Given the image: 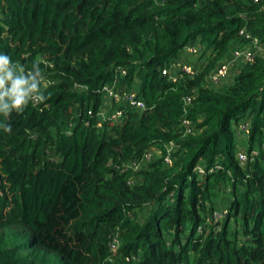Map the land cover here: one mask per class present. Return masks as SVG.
Segmentation results:
<instances>
[{"label":"trees","instance_id":"obj_1","mask_svg":"<svg viewBox=\"0 0 264 264\" xmlns=\"http://www.w3.org/2000/svg\"><path fill=\"white\" fill-rule=\"evenodd\" d=\"M263 1L0 0V54L48 79L42 103L0 116V264H264ZM240 30L261 49L206 86ZM186 45L197 73L171 83ZM118 69L146 110L99 128L94 90Z\"/></svg>","mask_w":264,"mask_h":264},{"label":"built area","instance_id":"obj_2","mask_svg":"<svg viewBox=\"0 0 264 264\" xmlns=\"http://www.w3.org/2000/svg\"><path fill=\"white\" fill-rule=\"evenodd\" d=\"M259 0H252L253 3L258 2ZM264 8V1L262 3ZM239 37L243 39V45L233 47L224 61H221L213 71L208 75L206 86L208 87H218L221 82L227 78H230L231 75L243 64L250 63L254 58V55L258 50L261 49L258 40L251 36L245 30L239 31ZM200 51V50H199ZM197 45H186L178 53L177 57L169 62L168 66L164 67L160 71L161 76L167 77L168 81L175 83L183 76L192 77L197 73L196 68L191 64L185 63L184 58L194 57L199 53ZM118 76L112 81L110 85H103L101 88L95 89L94 93L101 97V104L98 106L95 113V125L101 127V124L107 121L110 124H120L122 122V116L125 109L133 110L136 112H143L146 110L144 102L139 99L136 95V90L132 87L124 86L120 83V79L123 78L126 74L125 69H118ZM183 105L189 104L188 98L182 99ZM36 105L38 103H31ZM91 108H87L86 115H91ZM264 112V107H263ZM249 122L242 121L238 122L236 125L237 133L242 135L244 138H248L249 135ZM182 129L185 133L190 132V125L187 121H182ZM172 144H169L168 147L162 146L165 148V151L168 153V149ZM264 151V140L262 141L261 147ZM159 150L152 147L150 153L145 155V158L151 157L153 154H158ZM257 154L256 150L251 151V155ZM236 160L243 164L246 161V154L243 150H238L236 152ZM170 161L167 156L164 159V164H169ZM128 169L137 170L136 165L127 164ZM195 173L203 174V170L198 167L195 169ZM226 211L222 209L220 212L214 213L212 217L217 220L222 219ZM115 242V241H114ZM114 245H110V250L115 251Z\"/></svg>","mask_w":264,"mask_h":264},{"label":"clouds","instance_id":"obj_3","mask_svg":"<svg viewBox=\"0 0 264 264\" xmlns=\"http://www.w3.org/2000/svg\"><path fill=\"white\" fill-rule=\"evenodd\" d=\"M47 82L40 62L27 68L0 54V116L7 118L21 113L30 103H42L46 99L43 89ZM0 129L10 134L12 125L0 122Z\"/></svg>","mask_w":264,"mask_h":264},{"label":"crops","instance_id":"obj_4","mask_svg":"<svg viewBox=\"0 0 264 264\" xmlns=\"http://www.w3.org/2000/svg\"><path fill=\"white\" fill-rule=\"evenodd\" d=\"M194 59H195V56L194 57H187V58H184V62L193 65L194 64ZM236 138L238 140V143L241 142V141H244L243 140L244 137L242 135L238 134V133H236ZM238 146L242 147L243 145H239L238 144Z\"/></svg>","mask_w":264,"mask_h":264},{"label":"rangeland","instance_id":"obj_5","mask_svg":"<svg viewBox=\"0 0 264 264\" xmlns=\"http://www.w3.org/2000/svg\"><path fill=\"white\" fill-rule=\"evenodd\" d=\"M231 78H227L225 80H223L220 84L219 87H222V86H226L228 84V82H230ZM233 126V125H232ZM233 128V127H232Z\"/></svg>","mask_w":264,"mask_h":264}]
</instances>
